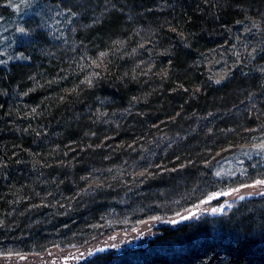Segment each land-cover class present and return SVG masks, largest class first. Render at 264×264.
I'll list each match as a JSON object with an SVG mask.
<instances>
[{
    "label": "trees",
    "instance_id": "1",
    "mask_svg": "<svg viewBox=\"0 0 264 264\" xmlns=\"http://www.w3.org/2000/svg\"><path fill=\"white\" fill-rule=\"evenodd\" d=\"M51 1L79 16L77 33L37 29L0 65V254L80 248L182 212L217 188L211 164L248 139L251 103L264 110L259 74L209 73L264 0ZM85 264H264V197Z\"/></svg>",
    "mask_w": 264,
    "mask_h": 264
},
{
    "label": "rangeland",
    "instance_id": "2",
    "mask_svg": "<svg viewBox=\"0 0 264 264\" xmlns=\"http://www.w3.org/2000/svg\"><path fill=\"white\" fill-rule=\"evenodd\" d=\"M67 5L55 3L51 0H0V65L7 66L10 63L22 59L23 55L18 49L23 40H28L37 29H41L51 39H69L77 33L76 20L78 15ZM20 29H24L21 32ZM210 77L214 82L220 83L227 80L236 69L257 73L264 80V11L259 14H249L237 23L235 35L229 45H224L220 53H215L210 62ZM217 83V82H216ZM255 120L246 127L250 133L248 139L230 145L217 153L216 160L211 164L214 174L222 173L217 177V188L211 190L206 197L194 205L187 207L223 208V212L200 213L199 219L221 216L239 207L247 199L264 197V188H251L245 185L253 184L256 179H264V151L253 149V144L264 143V110L260 102L253 101L249 110ZM249 152V156L244 155ZM259 153V154H258ZM238 169H244L241 174ZM235 173V175H229ZM239 189L238 193L224 196L218 195L210 199L214 194L231 192ZM243 196L244 199H239ZM208 201V203H204ZM231 204V208L228 205ZM184 212V210L182 211ZM179 212V213H182ZM179 213H175L177 215ZM161 215L147 217L136 223L123 224L122 228L101 238L97 242L80 248L65 250L60 246H53L43 252L0 254V264H64V258H70L90 246L120 242L137 233L146 232L147 237L158 234L153 224ZM195 219V218H194ZM150 229V231H149ZM115 237V239H112ZM148 238L142 239L139 246L145 245ZM117 252V251H115ZM23 256L24 259L19 257ZM76 259L70 260V264H81Z\"/></svg>",
    "mask_w": 264,
    "mask_h": 264
},
{
    "label": "water",
    "instance_id": "3",
    "mask_svg": "<svg viewBox=\"0 0 264 264\" xmlns=\"http://www.w3.org/2000/svg\"><path fill=\"white\" fill-rule=\"evenodd\" d=\"M190 215L192 213L199 214L201 207H192L189 209ZM184 212L179 213L177 215L168 216L164 218H160L159 220L155 221L153 226L155 229L160 230L162 228H171V227H178L184 223H187L189 221H192L194 218L189 220H182L180 217L183 215ZM168 221H178V223H169ZM155 237V235L148 236L146 235V232L143 231V235L141 236L140 233H137L135 236H130L127 239H123L120 242H110L105 244H98L96 246H90L85 250L80 251L79 254H75L71 256L70 258H64L63 262L64 264H70V260L76 259L77 262H82L81 264H85L89 260L98 257L102 254H106L108 252H111L114 249H118L119 252L127 250V249H133L139 246V242L142 239L148 238V240ZM112 245H117V247H112ZM98 249H104L103 251H97ZM60 264V263H58Z\"/></svg>",
    "mask_w": 264,
    "mask_h": 264
},
{
    "label": "snow or ice",
    "instance_id": "4",
    "mask_svg": "<svg viewBox=\"0 0 264 264\" xmlns=\"http://www.w3.org/2000/svg\"><path fill=\"white\" fill-rule=\"evenodd\" d=\"M25 2H27V0H25ZM74 15V13H73ZM21 32H24V29H20ZM262 71H264V69H262ZM217 83H220L219 80L216 81ZM260 149L262 151H264V144L260 145ZM259 154V153H258ZM217 175H219V173H217ZM245 187H251V188H264V179H256L254 181L253 184H249V185H245ZM240 190L239 189H233L231 192H223V193H218V194H214L212 197H210V199H215L218 195H224V196H228V195H232L233 193H238ZM239 199H244L243 196H240ZM204 203H208V201H205ZM231 204L228 205L229 208H231ZM224 209L223 208H212V213L216 214L219 212H223ZM196 213H192L189 216H183L181 219L182 220H189L192 218H196ZM154 219L159 220V217H155ZM171 223H178V221H171ZM112 239H115V237H112ZM112 247H117V245H112ZM104 249H98L97 251H103ZM20 259H24V257H20Z\"/></svg>",
    "mask_w": 264,
    "mask_h": 264
},
{
    "label": "clouds",
    "instance_id": "5",
    "mask_svg": "<svg viewBox=\"0 0 264 264\" xmlns=\"http://www.w3.org/2000/svg\"><path fill=\"white\" fill-rule=\"evenodd\" d=\"M88 83H89V85H91V81L89 80L88 81ZM262 144H264V143H259V144H253L251 147L253 148V149H260V145H262ZM261 150V149H260ZM244 155H246V156H249V158H251V156H250V153L249 152H244ZM240 172H241V174L243 175V174H245V170L244 169H238ZM217 173H219V175H217ZM139 175H145V173H139ZM221 175H222V173L220 172V171H216L215 172V176H217V177H221ZM229 175H235V173H229ZM84 179H87L86 177H84ZM104 185L103 184H101L100 182H96V187H103ZM108 186H111V185H108ZM89 187L91 188L92 187V185H89ZM176 203H179V201H176ZM212 212V208H201V210H200V214L201 215H203V213L204 212ZM177 213H179V210L177 209ZM190 215V210L189 209H187V208H185L184 209V213H183V215L180 217V218H182L183 216H189ZM195 219H199V216H197ZM125 221H120V223H124ZM169 223H171V221H168ZM149 231H150V229H149ZM140 235L142 236L143 235V232H141L140 233ZM20 257H23V256H20ZM19 257V258H20ZM22 260V259H21Z\"/></svg>",
    "mask_w": 264,
    "mask_h": 264
},
{
    "label": "flooded vegetation",
    "instance_id": "6",
    "mask_svg": "<svg viewBox=\"0 0 264 264\" xmlns=\"http://www.w3.org/2000/svg\"><path fill=\"white\" fill-rule=\"evenodd\" d=\"M112 251H118V249H114V250H112ZM77 261V260H76ZM79 263V262H78Z\"/></svg>",
    "mask_w": 264,
    "mask_h": 264
}]
</instances>
